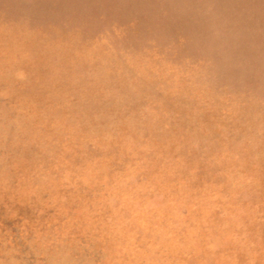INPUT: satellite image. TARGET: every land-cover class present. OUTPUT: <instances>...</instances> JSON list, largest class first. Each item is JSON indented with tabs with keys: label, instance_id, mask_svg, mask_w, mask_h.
Here are the masks:
<instances>
[{
	"label": "rangeland",
	"instance_id": "1",
	"mask_svg": "<svg viewBox=\"0 0 264 264\" xmlns=\"http://www.w3.org/2000/svg\"><path fill=\"white\" fill-rule=\"evenodd\" d=\"M0 264H264V0H0Z\"/></svg>",
	"mask_w": 264,
	"mask_h": 264
}]
</instances>
